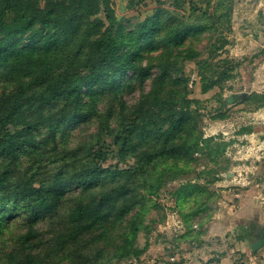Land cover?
Wrapping results in <instances>:
<instances>
[{
	"label": "trees",
	"instance_id": "1",
	"mask_svg": "<svg viewBox=\"0 0 264 264\" xmlns=\"http://www.w3.org/2000/svg\"><path fill=\"white\" fill-rule=\"evenodd\" d=\"M151 8L132 21L118 17L116 0H0L4 264L138 256V236L170 181L185 179L173 191L181 209L210 194L189 173L202 158L217 163L229 143L204 135L182 63L214 38L202 89L233 76L240 62L218 50L229 42L234 0H155ZM253 97L264 106V93ZM94 123L98 132L81 136ZM103 134L123 165H105ZM192 209L189 218L205 210Z\"/></svg>",
	"mask_w": 264,
	"mask_h": 264
},
{
	"label": "rangeland",
	"instance_id": "2",
	"mask_svg": "<svg viewBox=\"0 0 264 264\" xmlns=\"http://www.w3.org/2000/svg\"><path fill=\"white\" fill-rule=\"evenodd\" d=\"M154 3L145 0L140 10L131 11L128 0H116V11L118 17L136 21L150 13ZM226 35L229 42L218 50L219 58L240 64L223 86L202 89L201 69L209 59L214 38H204L198 43L200 54L182 63L189 77V95L200 100L196 107L204 135L221 134L229 143L217 163L202 158L189 173L194 181L205 184L210 194L203 193L198 201L181 209L173 191L185 179L170 181L160 193L161 205L148 215L149 229L138 236L142 252L114 259L113 264H264V245L252 248L253 242L264 237V146L260 142L264 140V113L258 115L264 106L258 107L260 99L252 98L254 93H264V0H234ZM138 97L136 91L125 99L134 103ZM97 132L94 123L86 126L81 136ZM101 145L110 149L105 165L117 164L119 158L108 135L103 134ZM212 177L217 179L210 181ZM197 205L205 210L189 218L186 212Z\"/></svg>",
	"mask_w": 264,
	"mask_h": 264
},
{
	"label": "water",
	"instance_id": "3",
	"mask_svg": "<svg viewBox=\"0 0 264 264\" xmlns=\"http://www.w3.org/2000/svg\"><path fill=\"white\" fill-rule=\"evenodd\" d=\"M262 245H264V237H261L257 241L253 242L252 243V248H253V250H257Z\"/></svg>",
	"mask_w": 264,
	"mask_h": 264
},
{
	"label": "crops",
	"instance_id": "4",
	"mask_svg": "<svg viewBox=\"0 0 264 264\" xmlns=\"http://www.w3.org/2000/svg\"><path fill=\"white\" fill-rule=\"evenodd\" d=\"M260 92H262V91H260ZM261 113H264V108H259V109H258V115H259V116H260ZM263 137H264V136H263ZM260 142H261L262 145L264 146V140H262V138H261Z\"/></svg>",
	"mask_w": 264,
	"mask_h": 264
}]
</instances>
